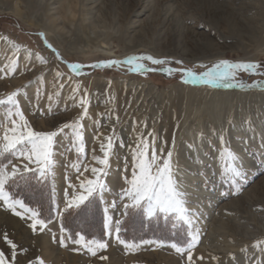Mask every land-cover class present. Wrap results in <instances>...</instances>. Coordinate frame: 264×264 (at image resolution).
I'll return each mask as SVG.
<instances>
[{"label": "rangeland", "instance_id": "1", "mask_svg": "<svg viewBox=\"0 0 264 264\" xmlns=\"http://www.w3.org/2000/svg\"><path fill=\"white\" fill-rule=\"evenodd\" d=\"M71 1L75 4V9L65 12L58 0H0V38L6 36L20 45V50L17 51L0 39V69L13 58V52L16 53L17 60L16 73L0 79V99L20 90L24 93L20 98L21 108L33 127L49 131L77 119L81 114V109L73 107L72 101L68 99L71 85L79 83L82 92L86 90L89 118H85L83 123L87 160L91 161L93 148L97 155H102L99 150L100 141L94 138L100 133H103V139L104 136L111 135L114 128L116 135L125 143L124 148L119 147V144L115 147L116 156L112 158L109 175L105 178L110 189L105 193V200L109 203L116 200L118 205L109 212L114 220L120 218L118 193L122 187H126L123 180L125 157L128 158L129 173L131 171V156L127 148L129 145L134 146L135 136L140 132L147 136L154 129L157 147L162 146L161 141H167L168 148L174 138L179 166L186 173L183 179L190 192V204L194 211L202 214L199 221L201 239L193 252L195 264H261L264 256L253 245L257 241H264V92L212 89L203 85L184 84L181 82L180 72L175 70L187 69L201 73L207 69L199 65L206 64L211 67L221 59L252 61L264 66V55L246 60L235 48L224 49L220 56L205 59L204 55L201 56L206 38L218 46L233 44L236 39L225 37L229 34L226 32V25L213 17L214 12L220 13L228 8L238 19H260V24V8H264V0H215L219 7L216 8L217 11L207 5V2L195 0H151L149 8L146 1L140 0H94V14L92 10H84L83 0H66V4ZM87 4L88 7L93 5ZM169 5L173 6L174 13L181 21L184 19L182 26L176 23L167 25L164 22V13ZM86 17H91L90 22L84 21ZM102 17H108V23L116 19L123 26V30L130 32V36L142 37L146 34L145 44L151 49L150 52L140 49L138 53L120 57H106L94 53L99 43L97 36L90 33L91 29L88 31L86 24L96 23ZM95 23L94 25L100 24ZM193 31L196 36L192 34ZM41 32L67 63H60L55 59L39 35ZM121 46L115 42L112 44L117 55H122ZM169 50L176 51V55H172ZM254 50L252 49V54H255ZM36 53L43 56L48 63L42 64ZM142 54L166 58L171 63L157 66L144 62L148 67L158 69L146 75L130 71L129 65L98 69L87 67L92 63L123 60L128 56ZM176 60L183 61V64H176ZM68 63L84 64L85 74L76 76L68 68ZM168 67L174 69L171 75L160 70ZM57 68L64 77H71V85L67 79L63 80L65 87L59 100L53 103V112L50 114L47 112L48 95L54 91L53 84L61 82L54 81ZM238 79L255 83L264 81V76L241 73ZM38 93H41L39 108L44 112L42 117L40 111L33 112ZM6 107L0 106V120H3ZM2 134L3 128L0 127V136ZM221 134L226 137L229 146L239 153L247 173V183L239 195L234 193L233 187L221 174L218 156L221 146L218 138ZM68 144L69 141L65 139L58 146L54 176L49 177L47 182L34 181L30 184L31 188L27 186L26 189H21L20 186L13 188L20 193L25 192L31 201L39 204L44 203L49 188L54 208L53 219L45 229L33 233L28 226L30 220H22L0 202V250L10 257L11 251L2 239V234L7 232L9 238L18 245L15 264H38L41 259L44 264H187V254L180 256L171 248L126 254L122 245L105 234V205L102 203H97L87 212L79 213L73 223L81 229L93 232L91 229L97 223L94 210H97L103 219L104 235L91 238L106 240L109 245L107 251L91 257L82 249L75 251L79 246L71 240L67 241V248L60 246L61 221L57 218L55 204H59L61 209L64 207V192L69 180L79 183L75 170L70 167L76 161V155L74 151H66ZM189 145H194L195 150L190 149ZM85 175L91 178L90 173ZM47 183L48 188L45 187ZM34 187H39V191ZM4 216L22 224L26 234L7 224ZM53 235L56 237L55 241ZM43 236L48 238L54 249L53 261L46 260L40 254L37 238ZM122 236L126 239L162 238L178 242L186 239L183 230L174 233L170 224L163 220L150 222L138 213L125 218ZM226 248H230L227 249L228 252ZM24 249L27 251L24 252ZM99 255H106L108 260H100ZM200 257L203 259H199Z\"/></svg>", "mask_w": 264, "mask_h": 264}, {"label": "snow or ice", "instance_id": "2", "mask_svg": "<svg viewBox=\"0 0 264 264\" xmlns=\"http://www.w3.org/2000/svg\"><path fill=\"white\" fill-rule=\"evenodd\" d=\"M45 46L54 54L55 59L60 63H67L61 56V53L47 39L43 32L39 33ZM11 46L12 49L20 50V45L15 41L2 37ZM16 53L13 52V58L7 65L0 69V79L8 78L16 73L17 60ZM42 64L48 61L35 54ZM144 62H150L151 65H167L169 59L156 58L152 55H132L123 60L112 59L87 65L88 68H111L121 65H129L130 71L146 75L149 72H155L158 69L148 67ZM176 64H183V61L176 60ZM70 71L76 76L84 75L83 69L86 67L82 63H68ZM207 70L197 73L187 69H176L182 77L181 82L184 84L203 85L208 88L217 89H239L241 91L258 90L264 92V81L248 83L243 79H238L241 73L249 76H264V66L258 62L252 61H230L221 59L211 67L206 64L199 65ZM166 74L171 75L173 68L168 67L160 69ZM67 79L71 85V77L64 75L57 68L54 74V81L60 80L59 84L54 83V91L48 95L47 112H53V103L59 100L61 91L65 85L63 80ZM23 92L16 90L8 95L5 99H0V106H7L3 120H0V127L3 128V134L0 136V202H3L16 216L22 220H30L29 228L36 233L47 227L48 222L42 218L39 208L30 207L23 199L16 197V194L9 191L20 185H28L32 182H47L48 178L54 176L57 166L58 146L65 139L69 141L66 151H74L76 161L70 165L76 174L78 184L69 180L68 187L64 192V207L61 209L59 204H55L57 218L61 221V233L59 243L61 247L67 248V241L71 240L73 244L90 254L91 257H97L99 253L106 252L109 245L104 239L87 238L86 235L76 233L75 236L69 233L64 227L66 216H72L76 213L87 212L97 203L104 204V229L109 238H114L116 243L122 245L126 254L139 253L141 250H158L171 248L176 254L184 256L187 254V264H195L193 252L200 243L201 229L199 221L201 213L194 211L190 204V192L185 185L183 176L186 174L179 166L176 155L175 139L173 138L170 148L167 141H161L162 146L157 147V136L155 130L145 133L140 132L134 138V146L129 145L127 151L131 156V171L129 173L128 158L125 157V175L123 177L126 187H122L118 193L120 201V218L114 220L109 214L111 209L117 208V201L111 203L105 200V193L108 192L109 186L105 178L109 175L111 161L116 152L114 151L117 144L124 148L123 139L118 137L115 129L112 134L103 136V133L95 136L100 141V152L97 155L96 149L91 150V161L87 160L85 141V125L83 120L89 118V100L87 99L86 90L81 89L79 83L71 85V94L68 99L72 101L73 107L81 109L80 116L67 123H63L54 130L43 131L33 127L29 118L21 108L20 98ZM41 93L37 94L36 103L33 105V112L40 111L41 117L44 112L39 108V99ZM109 119L111 117L109 116ZM119 118L117 117V122ZM144 127H147L145 122ZM135 130V129H134ZM203 140V134L201 133ZM220 147L218 149L219 164L221 174L227 182L233 187L234 193L239 195L243 186L247 183V173L243 168L241 157L238 152L233 150L226 139L221 134L219 136ZM264 144V141H262ZM195 150L194 145L188 146ZM94 162V163H93ZM87 173L91 174V178ZM134 213L141 214L146 220L161 221L170 224L172 231L178 232L183 230L185 241L178 242L174 239H126L122 236L124 231L125 218ZM2 239L6 242L11 251L10 257L3 250H0V264H15L18 255V245L9 238V234L4 232ZM56 237L53 235V240ZM259 253L264 256V241H257L253 245ZM24 252L27 250L24 249ZM247 252V249L244 250ZM102 261L108 260L106 255H99ZM233 258H235L233 256ZM199 259H203L200 257ZM38 264H44L39 260ZM264 264V260L261 261Z\"/></svg>", "mask_w": 264, "mask_h": 264}, {"label": "bare ground", "instance_id": "3", "mask_svg": "<svg viewBox=\"0 0 264 264\" xmlns=\"http://www.w3.org/2000/svg\"><path fill=\"white\" fill-rule=\"evenodd\" d=\"M60 1L61 0H58V4L61 5L62 9H64L65 12H71L72 9H75V6H74L75 4L73 5L72 1L67 2V4H66V0H64V2L61 1V3H60ZM140 1H146V3H148L147 8H149V5H150L149 3L151 0H140ZM195 1L196 2H199V1L207 2V5L214 8L215 11H217L216 8L219 9V7H217V3L215 2V0H195ZM77 3H78V1H77ZM87 3H92L93 5H91V7H88ZM83 7H84V10L86 12L87 11L91 12V10H92V13L93 14L95 13L94 12V9H95L94 0H83ZM221 8H225V7H221ZM225 9H227V10L226 11L222 10V12H220V13L213 11L214 12L213 17L215 19H220V21L224 25H226V32L229 34L225 35V37L226 38H231V37L236 38L235 41L233 42V44H230V45L218 46L212 40H209L206 38L205 41L203 42L204 51L202 52L201 56L204 55L203 56L204 59L207 57H212V56H220V55H223V51L226 48L231 49V50L233 48L238 49V51L243 54V58L246 60L256 58V56L264 55V8H260L261 9L260 14H261V18H262L260 24H259L260 19L253 20V21L246 19L249 21H243V20L238 19L232 12H230V10L228 8H225ZM170 10H172V11H170ZM92 13H88V14L91 15ZM173 13H174L173 6H171V5L167 6L166 13H164V17H165L164 22L166 21L167 25H170L172 23H176V24L182 26V21L184 22V19L181 21V19L178 17V15L176 13H174V14ZM69 18L71 19L72 16H70ZM107 18L102 17V19L97 20V22L100 23V24L98 23L99 25H94L95 22L94 23L91 22V23H89V25L86 24L88 31L90 32V29H91L90 33L94 36H97L96 40L99 43L98 46H96V48H95L96 50L93 51L94 53H97L100 56H106V57H120L123 55L138 53L140 51V49H144L147 52H150L151 49L149 48V46H147L145 44L146 43L145 42L146 34H144V36L142 35V37H141V35L130 36V32L123 30V26L121 24H119L116 19H114L115 21L108 23ZM90 20H91V17H89V18L86 17L84 21L90 22ZM188 31H189V29H188ZM192 34H194V36H196V32L193 31ZM113 42L117 43L118 45H122L121 50H120L122 52V55H117V53H116L117 51H115L114 48L112 47ZM185 46H187V45L185 44ZM252 49H255L254 50L255 54H252ZM168 52H171L172 55H174L176 53V51L172 52L170 50ZM195 53H197V52H195ZM193 56H198V55H193ZM203 58H201V59H203ZM256 205H257V203H256ZM4 219H5V222L7 224L11 225V227H14L15 229L19 230V232L24 231V233L26 234V230L23 228L24 226H22V224H20L19 222L15 221L13 219H9L7 216H4ZM37 239H38L37 240L38 247L41 250L40 254L46 260H49V261L55 260V256H54L55 254H53L54 249L50 245L48 238L46 236H43V237H40ZM213 242H214V240H213ZM227 249H230V248H226V252H228Z\"/></svg>", "mask_w": 264, "mask_h": 264}, {"label": "trees", "instance_id": "4", "mask_svg": "<svg viewBox=\"0 0 264 264\" xmlns=\"http://www.w3.org/2000/svg\"><path fill=\"white\" fill-rule=\"evenodd\" d=\"M34 182H32L31 184H33ZM29 186L28 185H20V187H22L21 189L25 188ZM46 188L49 187L48 183L45 185ZM19 188V187H18ZM31 188V187H30ZM39 189V187H37ZM36 187H34V189H37ZM26 189V188H25ZM37 189V191H39ZM9 191L13 192L16 194V197L19 199H23L30 207H34V208H39L41 210L42 213V218H44L47 222H49L50 220L53 219L54 217V208L52 205V201H51V192H49V188L47 191V197L44 201L43 204H39V203H35L33 201H31L27 194L20 193L19 190H14L13 188L9 189ZM37 193V192H36ZM96 206V205H95ZM96 211V212H95ZM79 213L73 214L72 216H66V218L64 219L63 223H64V227L68 230L69 233L73 234V236H75L76 233H80V234H84L86 235L87 238H91V237H100L103 236V219L100 216V213H97V210H94V215L97 214L96 219H97V223L96 225L93 227V229H91L93 232H88L86 229H81L77 224L73 223L74 219L76 217L77 219V215Z\"/></svg>", "mask_w": 264, "mask_h": 264}]
</instances>
